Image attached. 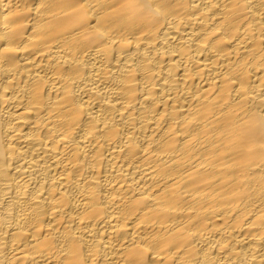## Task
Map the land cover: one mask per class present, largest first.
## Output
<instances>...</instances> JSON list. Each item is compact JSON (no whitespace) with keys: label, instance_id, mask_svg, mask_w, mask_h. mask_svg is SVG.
Instances as JSON below:
<instances>
[{"label":"bare ground","instance_id":"obj_1","mask_svg":"<svg viewBox=\"0 0 264 264\" xmlns=\"http://www.w3.org/2000/svg\"><path fill=\"white\" fill-rule=\"evenodd\" d=\"M0 264H264V0H0Z\"/></svg>","mask_w":264,"mask_h":264}]
</instances>
